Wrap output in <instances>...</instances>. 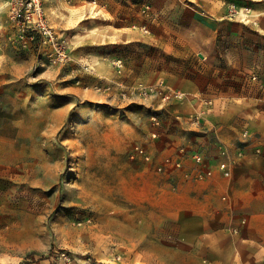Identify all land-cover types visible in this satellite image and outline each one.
Returning <instances> with one entry per match:
<instances>
[{
	"label": "rangeland",
	"instance_id": "obj_1",
	"mask_svg": "<svg viewBox=\"0 0 264 264\" xmlns=\"http://www.w3.org/2000/svg\"><path fill=\"white\" fill-rule=\"evenodd\" d=\"M60 1L63 6L76 0ZM112 1L119 7V0ZM249 2L236 0L232 7L248 17ZM13 4L0 0L1 246L17 264H153L152 240L160 234L155 227L201 225L198 217L178 220L175 205L190 204L170 198L173 184L160 178L182 167L173 164V155L188 149L184 139L190 132L172 119L170 109L186 95L163 100L135 90L139 82L163 85L138 73L144 61L151 66L168 60L163 47L151 38L128 45L81 43L85 30H77L89 18L61 29L48 15L52 5L42 0L65 53L59 61L51 44L21 35L11 17ZM135 17L129 9L128 19ZM143 26L146 36L160 32L162 39L169 28L147 20ZM169 142L173 150H166ZM136 146L148 160L136 155ZM194 168L195 163L186 173L193 175ZM217 217L208 224L217 225Z\"/></svg>",
	"mask_w": 264,
	"mask_h": 264
},
{
	"label": "crops",
	"instance_id": "obj_2",
	"mask_svg": "<svg viewBox=\"0 0 264 264\" xmlns=\"http://www.w3.org/2000/svg\"><path fill=\"white\" fill-rule=\"evenodd\" d=\"M233 1L119 0L117 7L112 0H76L63 6L60 0H44L48 7L52 5L51 21L61 29L89 18L86 27L77 30H85L81 43L128 45L151 38L163 47L168 60L153 61L151 66L144 61L138 73L186 93L170 109L172 119L190 132L191 137L184 139L187 150L203 151L213 168L224 157L217 150L219 143L234 157L228 178L216 169L203 180H196L192 173L187 176L194 164L189 156L182 157L181 168L160 174L173 184L169 197L190 204L175 205L178 220L198 217L201 225L155 227L160 234L152 240L157 249L153 264H264V0H249L248 17L236 14ZM129 9H135L132 20ZM146 20L169 25L168 43L160 32L151 37L143 33ZM178 44L182 48L174 47ZM205 100L209 104L203 105ZM198 112L202 113L200 126H190V117ZM165 145L166 150L175 146ZM238 147L240 157L235 156ZM178 158L175 152L173 159ZM217 215L218 224L209 225ZM238 226L240 230L232 233L231 228ZM7 250L0 243V264H17Z\"/></svg>",
	"mask_w": 264,
	"mask_h": 264
},
{
	"label": "built area",
	"instance_id": "obj_3",
	"mask_svg": "<svg viewBox=\"0 0 264 264\" xmlns=\"http://www.w3.org/2000/svg\"><path fill=\"white\" fill-rule=\"evenodd\" d=\"M11 17L17 23L20 28L21 35L26 37V40H33L35 37H39L43 44H51L55 50V54L57 55V60L61 61L65 57V53L63 50L60 49L61 44L57 41L55 36L54 30L52 29L51 25L48 23L47 18L44 15L43 7H42V0H14V4L11 10ZM136 92L139 95H151L157 94L160 95L163 100H169L172 96L177 99L182 100L185 96L182 92H174L165 90V87L160 84L157 86L144 84L143 82H139L135 88ZM209 104V100L203 101V105ZM202 113L198 112L193 114L190 117V124L193 126H200V115ZM248 132L244 131V135L247 136ZM217 149L220 155L226 156L227 158L224 160H219L215 164V169L221 173L224 177H229L231 175L230 170V157L228 154V149L222 143L217 145ZM134 152L136 155L144 157L145 160L149 159V156L146 152L136 146L134 148ZM242 151L238 147L236 150V155L241 156ZM179 158L173 161V164L176 167L182 166V161L180 157L189 156L192 161L195 163V168L193 169V176L196 179H202L207 176H211L213 173V167L207 165V161L205 156L200 152L194 151L189 152L185 148L180 147L178 149ZM162 167L158 166V170H161ZM187 176L190 173H186ZM245 221L242 219L240 224H244ZM240 230L239 226L234 227L232 230L233 233H237Z\"/></svg>",
	"mask_w": 264,
	"mask_h": 264
}]
</instances>
